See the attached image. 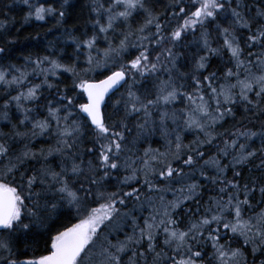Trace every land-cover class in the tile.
<instances>
[{
  "label": "snow or ice",
  "instance_id": "snow-or-ice-1",
  "mask_svg": "<svg viewBox=\"0 0 264 264\" xmlns=\"http://www.w3.org/2000/svg\"><path fill=\"white\" fill-rule=\"evenodd\" d=\"M0 264H264V0H0Z\"/></svg>",
  "mask_w": 264,
  "mask_h": 264
},
{
  "label": "trees",
  "instance_id": "trees-1",
  "mask_svg": "<svg viewBox=\"0 0 264 264\" xmlns=\"http://www.w3.org/2000/svg\"><path fill=\"white\" fill-rule=\"evenodd\" d=\"M18 19H19V17H18ZM29 31H31V29H29ZM24 35H27V32H25Z\"/></svg>",
  "mask_w": 264,
  "mask_h": 264
}]
</instances>
